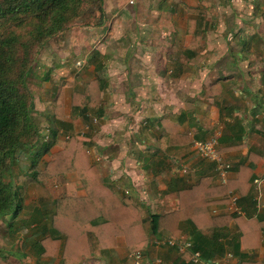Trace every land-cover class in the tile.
I'll return each mask as SVG.
<instances>
[{
    "label": "crops",
    "instance_id": "0c3cea01",
    "mask_svg": "<svg viewBox=\"0 0 264 264\" xmlns=\"http://www.w3.org/2000/svg\"><path fill=\"white\" fill-rule=\"evenodd\" d=\"M259 1L261 0H258L257 3L256 0H252L256 3L249 5V14L253 9L254 12L261 13L264 17V5ZM257 16L258 14L249 16L248 18H253L249 20L237 18L238 20L233 23L237 29L233 28L230 35H233L234 31L237 38L231 53L228 52L229 50L222 51L223 53L215 52L214 49L207 50L208 45L211 44L215 48L221 43L226 45V48L228 46L224 42L217 41L214 33L213 38L209 37L205 43L202 41V45L207 46L199 47L197 54L192 57L186 54L182 55L181 73L180 70L173 71L172 69L169 74L170 79H167L171 83L181 79L180 82L184 84L181 88V95L175 94L176 102L168 100L165 101L168 104H163L148 98L141 100V97H138L137 107L131 109L132 97L130 100L129 98L115 100L116 103L115 101L109 103L114 109L110 108L109 110L108 105L102 106L104 112L100 115L107 122L102 131L93 127L95 133L87 137V140L92 143L89 152L91 162L101 171L105 182L119 195H130L134 198L140 203L146 214L145 209L147 208L149 213H165L178 209L177 191L182 187L197 184L202 177L210 179L208 182L210 187L223 185L218 178L214 163L201 159L194 160L199 156L196 154L193 143L180 147L161 148L160 137L163 130L160 119L180 122L179 132L192 134L195 139H207L213 133L219 137L222 157L231 165L227 172L231 188L222 193L213 188V195L208 197L209 204L206 213L219 218L220 222H223L224 217H230V222L226 227L218 230H214L215 228L211 226H203L199 230L209 240L207 252L213 251L216 246H211L212 235H214L212 241L216 240L217 244L222 245V250L219 249L210 259L219 261L217 264H222L221 261L224 260L227 264H264V181L259 186L254 183L255 179L264 175V18L257 19ZM208 33L209 30L206 32V36ZM188 36L192 37L191 34ZM90 59V62L93 63L90 70L92 71L94 68V76H97L100 74V70L94 62L93 56ZM102 61L104 62V59ZM195 62L197 65L194 64ZM64 63H60L56 70L60 69V74L67 75L69 66ZM186 63L197 68L192 87L188 85L190 71L189 67L184 69ZM104 65H106L105 62ZM114 71L116 70L114 69ZM128 72L125 69H119L116 74L119 76L128 74ZM139 72L143 76H148L144 79V84L135 88L140 91V94L151 90V86L155 87L156 83V86H159L163 91L164 87L156 78L159 76L157 70L142 68ZM112 73L108 74L106 71L107 78L111 77ZM63 78L66 79L65 76ZM151 78L156 80L153 81ZM110 86H112L111 83L107 84L108 88ZM112 91H114V87ZM68 93L69 90L65 95L64 118L71 126L69 128L57 127L62 133L67 130L74 131L78 138L81 136L78 129L85 122L87 123L89 117L84 118L82 109L77 110L71 106V97ZM53 99L43 98L42 107H38L39 114L43 116V110L47 106L45 101ZM141 102L147 106V109H142L145 108L144 105L138 107L139 103L142 104ZM171 108L172 110H170ZM163 111L167 114H163ZM116 116L118 120H121L118 123H124L122 127L114 125L116 120L113 121V119ZM187 126L194 132H198V135L188 132ZM108 132L118 133L120 142H115ZM148 144L152 145V149L148 148ZM58 147V145H54L51 152L60 150ZM194 154L197 157L189 159V156ZM101 155L103 159L97 161L96 158ZM179 159L187 161L182 168L186 171V167L188 168L191 164L193 169L190 173H178L174 168H170L174 166L172 162L179 161ZM65 174L67 176L74 174V177L77 178L75 185L78 189L74 191V196L87 194L76 172ZM141 190L147 193L145 197L140 192ZM230 192L238 196L236 203L231 201ZM55 199V197L52 198V202ZM26 204L28 203L26 202ZM34 210L43 214L44 218L53 212V208L48 210L40 203L35 206ZM30 225L33 226L35 223L32 222ZM6 227L9 232H12L11 235H18L19 238H22L21 246L26 250L23 257L21 258V255L19 257L22 262L30 259L32 262L29 261L28 264H37V261L39 264H52L50 258L46 261V257L38 258L35 254L31 255L29 247H26L25 241L31 227L23 229L21 224L12 230L7 224ZM182 227L183 231L178 237L168 230L154 235L149 233L150 223L147 222L145 229L149 233V242L140 249L145 250L148 260L154 264H195L192 261L193 248L179 249L177 245L167 246L157 243L163 238L180 237L191 239L194 242V235L187 229L190 228L189 224L183 223ZM23 230L26 233L24 237L19 235ZM2 250L0 247V255H6L13 251L9 249L4 253ZM130 252L125 236H118L112 247L83 258H87L88 264H131ZM34 255L37 261H33ZM81 264L86 263L82 262ZM146 264L150 263L146 262Z\"/></svg>",
    "mask_w": 264,
    "mask_h": 264
},
{
    "label": "trees",
    "instance_id": "16d2710c",
    "mask_svg": "<svg viewBox=\"0 0 264 264\" xmlns=\"http://www.w3.org/2000/svg\"><path fill=\"white\" fill-rule=\"evenodd\" d=\"M85 0H0V218L9 229L15 228L17 217L26 208L28 186L39 183L52 176L67 172H76L87 192L84 196H62L54 200V208L49 218L36 214L29 219H21L23 229L30 228L26 238V247L30 254L39 257L56 259L62 256L61 264H74L76 259L89 257L95 253L112 247L118 236H125L129 249L134 251L143 248L149 242V233L160 234L163 230L170 231L178 237L183 231L182 224L194 235L193 250L201 251L202 256L212 259L215 252L222 250V245L212 241L215 248L207 252V237L199 232L200 228L211 226L218 230L226 227L230 217L219 218L206 213L209 204L208 197L214 189L226 192L231 188L226 184L209 186L208 177L200 178L199 182L189 187H182L178 192V209L165 213L146 214L143 207L130 195H119L105 182L101 171L91 162V141H80L70 138L59 131L58 127L71 126L64 118L66 91L71 86L61 76L54 75L52 79L59 84V91L53 100H46L43 116L47 126L41 131L45 140L38 153L33 154L41 133L37 120L33 117V94L28 87L30 61L33 44L43 47L47 38L66 30L81 10ZM99 1L100 6L104 0ZM188 19L185 32L192 35L193 43L185 50L190 57L196 53V48L209 30V22L198 8L186 6ZM24 22L30 26L29 39L24 40L20 33L12 31L9 25L21 26ZM99 54L93 56L100 74L92 79L87 87L94 83L95 93L107 87L106 65ZM50 75L44 79L49 80ZM100 83V85H99ZM89 91V90H88ZM83 95L71 92V105L82 109L84 118L87 107L101 110L98 95ZM79 105H82L79 107ZM89 119V118H88ZM163 130L161 148L180 147L193 142L195 136L179 132L180 122L171 119H160ZM196 140V139H195ZM220 141V139H219ZM54 145L59 151L52 153L53 158L39 166V155H46ZM220 147V145H219ZM33 154L31 166L17 176V182L6 181V173L13 175V163L17 162L21 153ZM214 188V189H213ZM34 222L35 225L30 224ZM150 223L147 233L145 224ZM19 224V225H20ZM215 256V255H214ZM69 262V263H66Z\"/></svg>",
    "mask_w": 264,
    "mask_h": 264
},
{
    "label": "rangeland",
    "instance_id": "374dc122",
    "mask_svg": "<svg viewBox=\"0 0 264 264\" xmlns=\"http://www.w3.org/2000/svg\"><path fill=\"white\" fill-rule=\"evenodd\" d=\"M256 2L258 3V0H256ZM256 2H252V0H104L103 5L100 6L99 1H83L81 10L66 30L60 31L47 38L43 47H38L34 44L32 46L34 51L32 50L31 54V70L27 81L28 87L33 94L34 109L32 114L35 120H37L39 132L41 133L43 128L47 126V120L39 114L40 110L38 107H42L43 98H55L60 88L59 84L53 81L52 76L59 75L62 78L64 76L66 77L65 81L71 84L68 93L70 97L72 91L86 96L88 95L89 97L90 90L92 92L95 89L93 82L90 88L87 87V84L90 83L92 79L96 78V76H94V68L92 71L90 70L93 66V63L90 62V57L96 54L100 55L98 56L99 58L101 57V59H104L108 74L113 72L111 74L112 76L107 78V84L111 83L112 86L101 89V91L97 93H95V91L91 93L92 96L95 93V97L98 95L99 100L101 99L100 103L102 106L108 105L109 110L110 108L114 109L109 103L119 99L125 100L129 98L130 100V97L133 99L132 104H130L131 109L132 107H137L136 103L139 101L137 99L138 97H141V100L148 98L163 104H168L165 102L168 100H174L173 102H176L177 99L175 94H178V96L181 95V88H183L182 85L184 84L180 82L181 79H177L173 83L167 79H170L169 74L172 69L173 71L175 69L177 71L180 70L179 72L181 73L182 55L185 53L188 43L190 44L194 41V38L188 36L185 32L189 16L186 11V6L198 8L199 12L204 15L209 22V33L203 39L204 43L215 33L217 41L224 42L228 45L226 48V45L221 43L215 48L211 44L208 45L207 50L211 51L214 49L216 50L215 52H227V50H229L228 52L231 53V51L234 50V43L237 37H235L234 31L233 35H230V32L233 28L235 30L237 29L233 24L238 20L237 18L249 20L253 18L248 17L254 14H258L257 19L264 18L261 13L254 12L253 9L251 10L252 13L249 14V5ZM259 2L264 5V0ZM20 25L21 26L18 27L14 23L9 25V27L12 31L20 33L24 40L29 39L28 32L31 27L27 26L24 22H21ZM205 46L207 45H202V42L199 45V47L202 48H205ZM198 48H196L195 54L198 53ZM176 60L178 61L177 63ZM82 61L83 63L80 65L79 63ZM63 62L69 66V74L67 75L60 74L59 68L58 71L56 70L58 65ZM194 64L197 65V62ZM187 67H189L190 71V78L189 81H187L188 85L192 87L195 82L193 78L196 77L197 68L186 63V68L184 69H187ZM142 68H154L157 70L159 76L156 78L159 79L164 87L163 91H161L162 89L159 88V86H156L157 83L154 84L155 87L151 86V90H147L141 94L139 93L140 91L135 89L137 86L144 84V79L148 78V76H143V74L139 72ZM114 69L116 71H114ZM119 69H125L129 72L128 74H120L121 76H117V71ZM45 75H50L51 78L45 80ZM155 80L156 79L153 81ZM113 87L114 91H112ZM141 103L142 104L139 103L138 107L144 105L143 102ZM71 106L69 107L70 114L72 109ZM81 106L82 105H79V107ZM142 109H147V106ZM87 110L89 119L87 123L85 122L84 125H81L78 132L82 134L81 132L86 126L89 128L86 131L84 130L85 132L78 137L80 141H87V137L95 133L93 132V127L98 131H102L107 123L103 116L100 115L104 112L103 108L99 110L90 106L87 107ZM170 110H172V108ZM110 114H112L111 111ZM163 114L166 115L167 113L163 111ZM94 118L97 121H94ZM114 120H116L115 126L120 125L117 127H122L124 125L123 122L118 123V121L121 120H118L117 116L113 121ZM187 131L198 135V132H194V130L188 126ZM108 133L115 142H120V135H118V133ZM62 135L65 134L63 133ZM66 135L72 138L76 136V133L67 130ZM214 137L217 136L213 133L211 137H205L207 139L204 140H209ZM157 138L159 139V137ZM44 141H46L45 137L41 133L38 145L33 149V154L38 153L42 149L40 147ZM192 143L194 145V142ZM218 145H220L219 137ZM148 148L152 149V145L148 144ZM29 154L28 152L19 155V160L12 164L13 175L10 176V173L7 172L5 176L6 181L12 179L13 182H17L18 174L31 166L33 154ZM196 154L199 157L195 158V161L198 159L202 161L207 160L214 163L216 168L217 163L215 161L207 159L198 153ZM193 157L197 156L195 154L191 155L189 159ZM52 158L51 151L45 156L39 155V166L43 167L44 163L50 161ZM186 162L187 161L179 159V161L172 162L174 166L170 168H174L178 173H190L193 169L191 164L188 168L185 165L187 171L182 169ZM76 179L74 174H69L67 176L64 173L52 176L43 182L30 184L25 200L28 206L23 211V214L17 217L15 226L17 227L20 224L19 222L21 219H29L31 216L33 217L36 214H41L34 210L35 206H38V203H40L42 207H47L49 210L50 208H54V202L51 200L52 198L71 196L72 194L74 196V191L78 189L77 185H75ZM140 192L144 197L147 195L144 190ZM145 210L147 211V215H149L148 208ZM42 216L44 215L42 214ZM45 217L49 218L47 215ZM11 234L12 232L8 231L5 221L0 218V247H2L4 253L9 249L13 250L9 254L0 255V264H28L30 259L22 262L19 258L20 255L22 258V255L26 252L25 247L21 246L22 238H19L18 235ZM20 234L21 236L23 235V237L26 236L24 230L21 231L19 235ZM35 255L33 256V261H37ZM48 259L49 257H46L45 260L48 261ZM86 259H76L74 264H81L82 262L88 264ZM54 260L56 261L54 262ZM61 262V254L56 259L51 260L52 264H61ZM37 264H39L38 261Z\"/></svg>",
    "mask_w": 264,
    "mask_h": 264
},
{
    "label": "built area",
    "instance_id": "2783aa9c",
    "mask_svg": "<svg viewBox=\"0 0 264 264\" xmlns=\"http://www.w3.org/2000/svg\"><path fill=\"white\" fill-rule=\"evenodd\" d=\"M82 63H83V61L79 64L82 65ZM94 121H97V120L94 118ZM88 128L89 127L86 126V128H84V130L86 131ZM84 130L81 132L82 134L85 132ZM82 134H80V135H82ZM194 146H195L196 153H198L199 155H201L207 159L215 161L217 163L216 169H217V172L219 174V179H220L221 183H223V184L227 183V181H228L227 172H228V169L230 168V164L224 160V158L222 157V155L219 152L218 137H214V138L209 139V140H201V139L195 140ZM96 160L101 161L102 157L98 156L96 158ZM263 181H264V177L257 178L254 180V183L257 186H259L262 184ZM229 194L231 196L230 197L231 201L233 203H236L238 201V196L236 194L231 193V192ZM158 244L177 245L179 247V249H183L185 247H189V248L193 247L192 240L188 239V238L186 239L184 237L159 240ZM129 257H130L132 264H145L146 262H148L150 264H154L152 261H149L148 258H146L144 251L141 249H137L135 251H132L129 254ZM158 261H159V259H158ZM192 261L195 264H217L219 262V261H211L208 259H204L202 257V254L198 250H193ZM221 263L227 264L225 260L221 261Z\"/></svg>",
    "mask_w": 264,
    "mask_h": 264
},
{
    "label": "clouds",
    "instance_id": "9594fccd",
    "mask_svg": "<svg viewBox=\"0 0 264 264\" xmlns=\"http://www.w3.org/2000/svg\"><path fill=\"white\" fill-rule=\"evenodd\" d=\"M201 140H204V139H201ZM89 152H90V150H89ZM219 152H220V147H219ZM220 154L222 155V153L220 152ZM101 157H102V159H103V156L101 155ZM224 158V157H223ZM225 160V159H224ZM228 162V161H227ZM229 163V162H228ZM230 164V163H229ZM230 167H231V165H230ZM230 169V168H229ZM228 169V170H229ZM217 170V169H216ZM262 177H264V175L263 176H260V178H262ZM218 178H219V174H218ZM228 182V181H227ZM223 184V183H222ZM226 184V183H225ZM164 239H169V238H163V239H160V240H164ZM158 243V242H157ZM159 245H167V246H169L168 244H159ZM137 250V249H136ZM141 250H143L144 251V253H145V255H146V252H145V250L144 249H141ZM135 251V250H134ZM132 252V251H131ZM130 252V253H131ZM130 258V257H129ZM146 258H148L147 257V255H146ZM149 259V258H148ZM132 264V263H131ZM146 264V263H145Z\"/></svg>",
    "mask_w": 264,
    "mask_h": 264
}]
</instances>
